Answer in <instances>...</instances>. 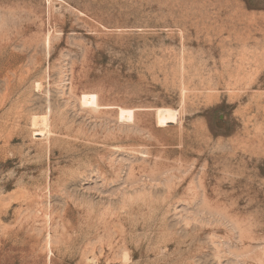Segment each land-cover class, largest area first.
Segmentation results:
<instances>
[{
	"label": "rangeland",
	"instance_id": "374dc122",
	"mask_svg": "<svg viewBox=\"0 0 264 264\" xmlns=\"http://www.w3.org/2000/svg\"><path fill=\"white\" fill-rule=\"evenodd\" d=\"M0 264H264V0H0Z\"/></svg>",
	"mask_w": 264,
	"mask_h": 264
}]
</instances>
